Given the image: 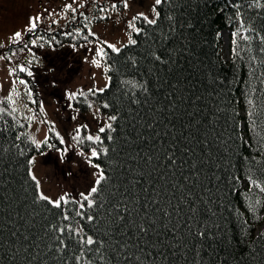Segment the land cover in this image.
<instances>
[{"label": "trees", "instance_id": "1", "mask_svg": "<svg viewBox=\"0 0 264 264\" xmlns=\"http://www.w3.org/2000/svg\"><path fill=\"white\" fill-rule=\"evenodd\" d=\"M156 7L93 94L116 119L92 207L39 199L33 142L0 109V264H264V0Z\"/></svg>", "mask_w": 264, "mask_h": 264}, {"label": "rangeland", "instance_id": "2", "mask_svg": "<svg viewBox=\"0 0 264 264\" xmlns=\"http://www.w3.org/2000/svg\"><path fill=\"white\" fill-rule=\"evenodd\" d=\"M126 2L0 0V109L14 114L32 140L30 172L52 201L65 196L88 203L81 194L92 199L90 189L103 172L91 153L102 149L100 129H109L112 117L93 92L109 82L108 45L119 49L133 40L138 19L151 20L157 12L155 0ZM236 25L219 32L226 60L232 35L247 32L240 19Z\"/></svg>", "mask_w": 264, "mask_h": 264}, {"label": "snow or ice", "instance_id": "3", "mask_svg": "<svg viewBox=\"0 0 264 264\" xmlns=\"http://www.w3.org/2000/svg\"><path fill=\"white\" fill-rule=\"evenodd\" d=\"M162 2H163V0H155V4H156V5H160ZM124 6H125V7L128 6L126 0H125V5H124ZM114 7H115V6H114ZM153 11H154V12L156 11L155 7H153ZM140 15L142 16L143 14L141 13ZM156 16H157V17L159 16V12H156ZM144 19L147 20L148 23H150V24H154V23L156 22L155 19H153V20H148L147 17H144ZM130 26H132V25H130ZM32 27H35V23H34V22H33V24H32ZM15 36L18 38V37L20 36V33L17 32V33L15 34ZM131 43H135V41H131ZM108 47H109V48H112L113 51H116V52L120 51V49L116 48L114 45L109 44ZM99 54H100L101 56L104 55L103 50H101ZM93 63H95L97 66H99V63H98L97 61H93ZM23 70H24V69H21V71H23ZM29 75H31V73H29ZM72 98H74V94H69V99H72ZM105 107H107V105H105ZM111 119L114 120V119H116V117H112ZM108 127L111 128V124H109ZM104 130H105L104 128H101V129H100L101 132H103ZM73 139H77V137H73ZM87 139H88V140H93L94 138H93L92 136H88ZM95 139H96V140H99V137L97 136V137H95ZM49 147H51V145H49ZM104 151L106 152L107 149H105ZM81 155H83V153H81ZM91 155H92V157H97V156L99 155V153H97L95 150H93L92 153H91ZM88 162H89V164H91V159H89ZM92 166H93V167H96V168L99 167V165H92ZM33 179H35V177H33ZM104 179H105V176H104L103 172L98 173V179L95 181V184H99V183H100L102 180H104ZM97 191H98V189H97L96 186H93V187H91V189H90V192H91V193H96ZM81 195L83 196V199H84V200L88 201V205H89V207H92V206L94 205L95 201L92 200V199L90 198V196H88V195H84V194H81ZM39 199H41V200H45V201H49V202L52 203L53 206L56 207V208H60V207H61V201H63L64 203H67V199H66L65 196H61L59 199H57V200H55V201L50 200V198L47 197V196H45V195H41V196L39 197ZM80 207L83 208V207H84V204L81 203V204H80ZM77 215H80V213H77ZM67 218H68V217H65V219H67ZM88 219L91 221V220L94 219V217L89 216ZM64 230H65V229H63V228L60 229L61 232H63ZM69 231H71V229H69ZM199 235H200V236H204V233H203V232H200ZM58 239H59V238H58ZM82 242H83V244H85V245H93V244H96V243H99L101 246L103 245V241H99V242H97V241L94 240L91 236L87 237V239H82ZM61 243H63V241H61ZM65 247H66V245H65ZM97 251H99V249H97ZM100 259L103 260V256H101ZM89 264H91V262H89Z\"/></svg>", "mask_w": 264, "mask_h": 264}]
</instances>
